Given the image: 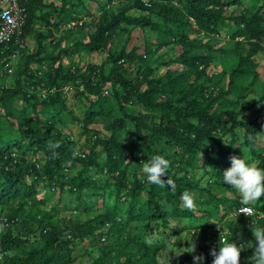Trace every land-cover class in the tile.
Segmentation results:
<instances>
[{"label":"trees","instance_id":"1","mask_svg":"<svg viewBox=\"0 0 264 264\" xmlns=\"http://www.w3.org/2000/svg\"><path fill=\"white\" fill-rule=\"evenodd\" d=\"M86 3L102 5V14L93 19ZM115 3L61 0L58 11L52 2L48 6L44 0L26 3L27 20L19 38L24 49L19 56L32 35L38 49L25 57L14 89L0 86V264H70L72 247L66 241L58 249L59 241L78 232L83 239L100 237L103 225L129 228L127 242L115 252L113 264H193L195 254H203L205 264H212L209 253L218 249L220 239L239 243L245 230L264 229V196L248 205L261 218H232V212L245 205L238 195L217 194L235 192L222 180L231 157L264 168V107L254 111L249 121L241 118L248 110L243 103L249 96L261 93L253 107L264 102V0ZM37 21L47 28L45 34L36 31ZM72 24L69 32L78 33L80 43L63 54L69 56L80 48L89 54L107 51L113 64L108 74L103 66L71 70L61 65L59 55L41 56L54 47V32ZM136 29L160 35L156 49L171 47L174 57L149 64L145 59L151 47L140 54L129 42ZM118 36L126 40L113 51ZM18 48L13 41L0 55L4 67L9 61L3 58ZM44 62L50 70L40 77L32 75L30 64ZM128 63L135 67L134 78L123 76ZM218 65L226 73V86L211 73ZM25 83L41 94L22 89ZM108 86L112 96L104 95ZM66 87L85 101L81 121L67 111ZM219 101L231 109H220ZM110 117L116 120L105 127L111 135H100L93 128L96 119ZM67 125L78 126L77 139L60 130ZM153 155L170 162L168 177L163 179L171 180L173 187L147 182L142 162ZM197 171L202 175L197 177ZM185 191L198 194L193 209L181 203ZM47 210L55 215L74 210L90 218L75 229L61 231L44 225ZM225 220L229 232L224 236ZM33 223L38 224L36 230ZM184 231H192L187 243L182 240ZM30 234L41 247L29 246L25 237ZM173 237H177L174 242ZM199 237L203 247L197 245ZM192 243L194 253H190ZM25 246L24 255H8ZM174 247L186 248L187 253L177 262L167 254L161 262V252H175L170 250ZM252 255L251 249L242 252L243 264H250Z\"/></svg>","mask_w":264,"mask_h":264},{"label":"rangeland","instance_id":"2","mask_svg":"<svg viewBox=\"0 0 264 264\" xmlns=\"http://www.w3.org/2000/svg\"><path fill=\"white\" fill-rule=\"evenodd\" d=\"M54 3L56 5V10L58 11L61 7V0H44V3L46 6H48L50 3ZM113 2L117 3V0H113ZM115 3V4H116ZM87 10L89 12H92L94 15L93 19H97L101 14L102 5L94 6L89 3H86ZM45 10V9H44ZM46 11V10H45ZM44 11V12H45ZM132 15L133 13L130 12ZM36 31L40 34H45L47 31V28L42 24V21L36 22ZM66 26L64 29L54 32L55 33V40H54V47H48L47 54H41V56H60V63L65 69H79L80 71H85L87 66H93V67H101L103 66L105 73L108 74L109 70L112 68L113 64L108 58V52H99L95 54H89L84 49L80 48L77 50L76 53L71 54L69 56H66L63 54V51H69L70 49L74 48V44L80 43V35L73 31L74 34L69 32V27ZM63 36L67 37L65 40H62ZM132 38L130 39L131 47L135 46L139 49L140 54H144V50L146 47H151V55H147V58L145 61H148L149 64L152 66L159 65L160 63L167 62L169 58L174 57L175 50L171 47L168 48H162L160 50H157V44L162 40L161 36L157 33L151 32L149 30H145L144 32L140 30H133L132 32ZM62 40V41H61ZM126 40V36L117 37L116 38V44L114 48H112L113 51L116 49H119L124 45V42ZM166 42L169 41V39H165ZM59 44L58 46H55ZM38 46L36 43L35 35H32L27 43H26V51L24 55L20 57H17L15 60L10 61L9 65L10 68L13 71V74H5L7 71L5 67L2 65L3 63L0 62V86L7 88V89H14L16 86V80L19 75V73L22 72L25 64V57L34 55L37 52ZM155 52V53H154ZM121 64V63H120ZM57 65V64H56ZM54 65L56 68L57 66ZM49 63L44 62L43 64L38 65L37 63L30 64L29 68L30 71L33 74H36L38 77L41 76L44 72H47L50 70ZM125 69L127 71L123 72V76L127 78H134L135 76V67L131 64H125ZM222 66L218 65L215 66L213 69H211L212 74H217L219 77V81L221 85L223 86L227 83L226 73L222 72ZM26 78V76H23ZM262 81L264 82V76L262 77ZM22 89L27 90L28 92H32L35 94L40 95L41 92L39 90H36L35 88L29 87L25 84H22ZM66 94V106L67 111L71 114V117H74L75 119H78L81 121L84 118V113L86 111L85 107V101L79 96H76L75 92L72 91L70 88L65 89ZM104 95L112 96L111 87L108 86L107 91L104 92ZM261 97V93L258 92L257 94H253L249 96L246 101L243 103V107L247 108L248 110L244 112L243 116L241 118L245 119L246 121H249L254 116V111L257 109H261V107H264V102L261 104H257L255 107H253V104H255ZM227 99L229 101H234V98L231 96H228ZM219 108L225 110L231 109V107L228 105L227 102H218ZM19 107V106H18ZM130 110L136 111L138 109L130 108ZM30 113V110H28V114ZM61 117L66 118L65 114H61ZM115 118L110 117L107 119L104 118H97L93 128L95 131H97L100 135L109 137L111 135V132H107L105 130L106 126L112 125L115 122ZM67 127L71 128H65L61 127L60 130L73 137L74 139H77L78 134V126L76 125H67ZM97 162H101V155H98ZM92 173H95V170H91ZM220 180V179H219ZM211 185V184H210ZM234 191H222L221 193H217L219 195H225L227 198H233L235 196H239L238 192L234 188ZM56 199V197H55ZM49 216L46 217L44 225L47 223L57 226L61 231H63L65 228L69 227L71 229H75L78 225L83 224L89 220V216H86L85 214H80L74 210L63 212L59 215L53 214V212H50V210H47ZM40 218V217H39ZM228 220V218H227ZM226 223V220L221 226V234L225 236L226 232H229L228 228L224 227V224ZM33 229L36 230L38 224L33 223L31 224ZM104 232L101 234L100 237H96L94 239H83V235L81 233H75L72 238H63L59 241L57 244V248L60 249L63 247L66 241H69L71 249V253L69 255V259L71 260L70 264H93L96 260L99 261V264H113L114 262V254L118 250L122 249L124 245L127 242V238L129 236V228L127 226L120 225L117 228L111 229L109 225H103ZM192 232V231H191ZM191 232L184 231L182 234V240L183 243H187L190 241L191 238ZM255 231L253 229L245 230L242 234L243 241H249L253 240V234ZM99 233L96 232V235ZM24 236V234H23ZM217 237V235L215 236ZM30 241L31 247H41V243L38 241L33 242V237L30 235L25 237ZM177 237H173L171 239L172 242L176 241ZM197 245L200 247H203L204 244L202 243V240L200 237L197 239ZM28 247H22L21 249L9 253V256L13 255H24L27 252ZM177 247H174L170 250H173L175 252H169L167 250L161 252L160 260L161 262H164L166 260V255L168 254L170 258H174L177 262L179 259L178 257L180 255H184L187 253V249L183 248L180 251L177 250ZM199 254V253H198ZM196 255V254H195ZM100 259V260H99ZM160 262V263H161ZM244 263V259L241 256L240 257V264Z\"/></svg>","mask_w":264,"mask_h":264},{"label":"clouds","instance_id":"3","mask_svg":"<svg viewBox=\"0 0 264 264\" xmlns=\"http://www.w3.org/2000/svg\"><path fill=\"white\" fill-rule=\"evenodd\" d=\"M230 163V168L222 174L223 183L236 189L242 204L248 206L260 202V198L264 196V168L259 167L258 162H249L235 156L230 158ZM169 167L170 162L162 155H153L147 162H142V172L147 182L160 188L173 187L171 180L163 179L165 176L168 177ZM196 175L199 177L202 172L197 171ZM197 199L198 194L191 191L183 192L180 197L186 209L196 207ZM251 208L248 210L251 211ZM234 211L231 214L232 218H236L233 216ZM252 234L253 240L239 243L227 238L220 239L218 249L210 250L209 253L213 257L212 264H240L241 253L248 249L253 250V255L249 258L250 264H264V229ZM194 251L195 244L192 243L190 253ZM192 261L193 264H205V257L203 254L193 255Z\"/></svg>","mask_w":264,"mask_h":264},{"label":"built area","instance_id":"4","mask_svg":"<svg viewBox=\"0 0 264 264\" xmlns=\"http://www.w3.org/2000/svg\"><path fill=\"white\" fill-rule=\"evenodd\" d=\"M28 0H0V55L6 51L10 44L15 41L18 45V50L13 51L8 58H3V62L15 60L20 57V51L24 49V45L19 41L22 35V29L27 20V8L26 3ZM9 63L5 66L7 74H13ZM66 87L65 89H67ZM251 207L242 206L238 210L234 211L233 216H245V217H258L262 216L255 212Z\"/></svg>","mask_w":264,"mask_h":264}]
</instances>
